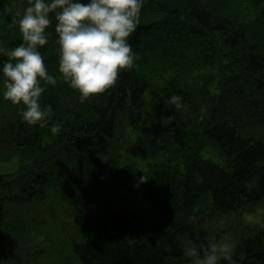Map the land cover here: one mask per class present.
I'll return each instance as SVG.
<instances>
[{
	"label": "trees",
	"instance_id": "16d2710c",
	"mask_svg": "<svg viewBox=\"0 0 264 264\" xmlns=\"http://www.w3.org/2000/svg\"><path fill=\"white\" fill-rule=\"evenodd\" d=\"M146 1L165 11L144 4L139 60L114 88L81 103L63 81L46 86L59 135L0 95V264H193L187 242L212 238L234 243V264H264V228L219 222L264 202V0ZM26 6L0 0L5 47L22 42ZM55 23L40 51L59 76Z\"/></svg>",
	"mask_w": 264,
	"mask_h": 264
},
{
	"label": "clouds",
	"instance_id": "9594fccd",
	"mask_svg": "<svg viewBox=\"0 0 264 264\" xmlns=\"http://www.w3.org/2000/svg\"><path fill=\"white\" fill-rule=\"evenodd\" d=\"M145 0H27L16 23L21 43L5 47L0 42V95L13 105H21L20 117L29 126L48 128L59 135L61 125L51 123V105L41 104L46 86L58 80L79 93L84 103L116 86L123 71L133 69L139 55L129 38L140 24ZM55 18L59 76L49 73L40 49L49 43L48 29ZM168 105L183 107L182 97L171 95ZM148 177L142 176L143 183ZM234 243L212 238L207 246L191 241L183 255L193 264H222L233 261Z\"/></svg>",
	"mask_w": 264,
	"mask_h": 264
},
{
	"label": "rangeland",
	"instance_id": "374dc122",
	"mask_svg": "<svg viewBox=\"0 0 264 264\" xmlns=\"http://www.w3.org/2000/svg\"><path fill=\"white\" fill-rule=\"evenodd\" d=\"M145 3H146V5L148 7L152 8V10H157L159 12L160 11H162V12L165 11L164 8L156 6L153 3L150 4L146 0H145ZM222 3L224 5L227 2H226V0H222ZM141 15H142V13H141ZM160 33H161V29L160 28L154 29L153 30L152 41H154L155 43H157L158 45H161L163 47L165 46L164 48L166 50V44L163 45V42L161 40L160 41L158 40V37L161 36ZM244 83L246 84L247 87H251V83L248 80H246V82H244ZM228 90L231 93L234 92V89L232 87H230ZM226 94H229V92L226 93ZM251 94H252V97L250 96V98H247L246 102H245L246 110H248L247 113H250V115L252 117H255L256 124H260V118H258L256 113L252 114L250 109H249V106H250L249 101H251V103H252V101L254 99H257L256 95H254L253 93H251ZM233 108L234 107H232V106L228 107L227 108V113H229V112L232 113L234 111ZM258 128L259 129H257V131L259 132V134L260 135H262V133L264 134V127L259 126ZM203 154H205V151L203 152ZM206 154H207L206 157H208V155H209V156H211V158H213L215 160L216 159L220 160V158L217 157L216 154H214V155L212 153H206ZM10 168L11 167H5V168L0 167V172L1 171H6V170H10ZM51 195H52V193H51ZM219 222H220V227L223 226V227H225L227 229L229 224H231V225L235 226V228L238 229L240 232H242L244 230H247V231L248 230H254L256 228H262L263 229L264 228V202L256 204V205H253L251 207H248L246 210L241 211L238 215H234V216H231V217H228V218H224L223 217ZM39 224H40V221L37 220L36 221V225H39Z\"/></svg>",
	"mask_w": 264,
	"mask_h": 264
}]
</instances>
